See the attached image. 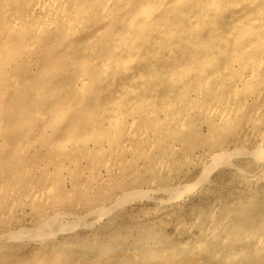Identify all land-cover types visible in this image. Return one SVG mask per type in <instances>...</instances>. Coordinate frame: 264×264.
Masks as SVG:
<instances>
[{
	"label": "rangeland",
	"instance_id": "obj_1",
	"mask_svg": "<svg viewBox=\"0 0 264 264\" xmlns=\"http://www.w3.org/2000/svg\"><path fill=\"white\" fill-rule=\"evenodd\" d=\"M169 1L164 0L159 7L151 8L148 21L136 19L138 23L132 29L134 40L122 41L120 52L115 56L116 63L106 80L85 91L86 98L82 102L77 97L81 92H76L79 89L75 91L72 86L71 67H67L68 62L60 54H56V61L59 59L56 72L46 70L39 79L25 69L22 73L12 71L7 76L21 83L19 92L22 95L18 97L14 90H7L8 96L0 109L1 113L8 111L4 120L0 118L4 125L0 131V144H3L0 148V264H264V257L256 261L246 250L262 237L264 227V55L257 51L264 41L258 38L262 35L260 27L264 26V5H260L263 2L189 0L188 4H182ZM136 2L139 0L128 3L131 11ZM123 5L120 9L117 6L115 16H120ZM255 11L263 16L259 14L258 17ZM255 16L257 21L253 20ZM93 19V26H101L99 14L96 18L92 15ZM116 28L125 30L121 25ZM45 42L47 40L38 47L42 48ZM252 46L258 53L248 54L249 66L257 69L255 80L249 83L243 80V75L238 78L233 60L237 53L244 55ZM101 52L94 57V61L99 62L96 65L105 57ZM76 59L78 56L73 60ZM38 63L43 65L41 61ZM168 71L175 73L171 80L163 78ZM202 73L204 75H199ZM45 80L48 82L42 84ZM67 100L73 101L69 103L71 106H67L64 114L57 113L59 117L55 115L59 118L58 125L49 127L51 116L46 112L54 105L62 107ZM211 108L218 110V118L209 113ZM114 114L121 119L119 126L111 120ZM62 140L65 144L61 143L62 149H57ZM41 169L47 174L40 175ZM39 187L50 191L41 197L34 196L40 192ZM211 229L218 231V242L215 237H208ZM219 235H224L226 244L219 241ZM198 238L205 240L206 251L217 249L218 254L216 251L212 254L215 259L206 252L199 255L192 247V240ZM262 245L264 250V243ZM143 254L153 258L144 261Z\"/></svg>",
	"mask_w": 264,
	"mask_h": 264
},
{
	"label": "bare ground",
	"instance_id": "obj_2",
	"mask_svg": "<svg viewBox=\"0 0 264 264\" xmlns=\"http://www.w3.org/2000/svg\"><path fill=\"white\" fill-rule=\"evenodd\" d=\"M162 1L164 0H139V3L136 2L135 6H134V10H130L129 8V4L130 3V0L128 1H124V0H0V109L2 106V104L5 102L6 100V96H8L7 94V90H14L15 92V96L18 95V97H20L22 94L19 92V89L21 87V83L20 82H17L15 80H13V78H10L7 77L9 75L12 74V71H18V72H21L25 69V70H28L29 72L28 73H32L34 75V77L36 79H39L42 75L43 72H45L46 70H53V72H56L58 70V67L56 66L58 60L56 61V57L57 55L56 54H60L61 57L64 58L65 61L68 62L67 64V67H71L69 70H72L71 72L73 73V80L71 81L72 82V86L75 87L74 90L76 91L77 89H79V91H76V92H81V93H78L77 94V97L79 98V100L82 102L85 98H86V93L85 91H88L90 88H92L96 83H103L108 74L110 73L109 70L113 67V65H115L116 63V58L115 56H118L119 52H120V48H121V43L122 41H126V40H134V37H133V33H132V29H134V27L136 26V24L138 23L136 21V19H141L143 21H148L149 18H150V14H151V8L155 9L157 7L160 6V4L162 3ZM166 1V0H165ZM170 1H173V0H170ZM169 1V2H170ZM192 1V0H191ZM196 1V0H195ZM201 1V0H200ZM214 3H216V0H212ZM222 3L224 2V0H221ZM233 1V0H232ZM231 1V2H232ZM252 3L256 2V0H251ZM260 1V0H258ZM175 2H182V4H188L189 3V0H175ZM194 2V1H193ZM226 2V0H225ZM229 2V1H227ZM239 2H241L239 0ZM245 2V1H244ZM263 2V3H262ZM166 3V2H165ZM196 3V2H195ZM201 4L203 2H200ZM221 3V4H222ZM247 3V2H246ZM245 3V4H246ZM251 3V4H252ZM261 3L260 5H264V0H261ZM123 5V10L122 12H120V16H115L116 15V11L115 9H117V6L119 5V8L120 9V6ZM164 4V3H163ZM197 4H198V1H197ZM200 4V5H201ZM241 4V3H240ZM213 5V4H212ZM239 5V4H238ZM244 5V4H243ZM164 6V5H163ZM204 6V5H203ZM207 6V5H206ZM219 6V5H218ZM228 6V5H227ZM235 6V5H234ZM242 6V5H241ZM253 6V5H251ZM125 7V8H124ZM130 7L132 8L133 6L130 5ZM170 7V6H169ZM175 7V6H174ZM201 7V6H200ZM210 7V6H209ZM213 7V6H212ZM226 8V5L224 6ZM229 7V6H228ZM227 7V8H228ZM245 7V6H244ZM250 7V5H249ZM255 7V6H254ZM129 8V10H128ZM183 8V7H182ZM189 8V7H188ZM187 8V9H188ZM205 8V7H204ZM217 8V7H216ZM220 8V6H219ZM231 8V7H230ZM234 8V7H233ZM232 8V9H233ZM247 8V7H246ZM252 8V7H251ZM117 9V10H118ZM181 9V8H180ZM186 9V10H187ZM191 9H194V8H191ZM213 9V8H212ZM222 9V8H221ZM241 9V8H240ZM250 9V8H249ZM96 10L98 11L96 13ZM201 10V9H200ZM214 10V9H213ZM219 10V9H218ZM245 10V9H244ZM243 10V11H244ZM248 10V9H247ZM255 10V8H254ZM131 11V12H130ZM160 11V10H158ZM158 11H156L158 13ZM192 11V10H191ZM223 11V10H221ZM219 11V12H221ZM227 11V10H226ZM232 11V10H231ZM172 12V11H171ZM185 13V11H183ZM196 12V11H195ZM200 12V11H199ZM207 12V11H206ZM227 12H230L229 9ZM234 12V11H233ZM232 12V13H233ZM249 13V11H247ZM246 12V13H247ZM254 12V11H253ZM257 11H255L256 13ZM263 12V11H262ZM110 13V14H109ZM197 13V12H196ZM216 13V11H215ZM223 13V12H222ZM226 13V12H224ZM231 13V12H230ZM236 13V12H235ZM255 13H253V15H255ZM264 13V12H263ZM99 14V18L101 21V26L99 27H96V26H93V23L92 21H94V19L92 20V15H95V18L96 16ZM161 14V13H160ZM173 14V12L171 13ZM186 14V13H185ZM191 14V13H190ZM201 14V13H200ZM209 15V12L207 13ZM213 15V13H211ZM245 14V13H244ZM259 14H261V12H257V15L258 17L260 16ZM167 15V14H166ZM176 15V14H175ZM189 15V14H188ZM187 15V16H188ZM224 15V14H223ZM241 14H239L240 16ZM109 16H112V17H109ZM114 16V17H113ZM157 16V15H156ZM195 16V15H194ZM199 16V15H198ZM197 16V17H198ZM210 16V15H209ZM237 15H235L236 17ZM261 16H263L261 14ZM116 17V18H115ZM152 17V16H151ZM177 17V16H176ZM193 17V16H191ZM207 17V16H206ZM223 17V16H222ZM234 17V16H233ZM238 17V16H237ZM250 17V16H249ZM258 17L255 16V18L253 19L254 21H257L258 20ZM157 18V17H156ZM167 18V17H165ZM170 18V15L169 17ZM194 18V17H193ZM196 18V17H195ZM194 18V20H195ZM202 18V17H201ZM216 18V17H215ZM224 18V17H223ZM222 18V19H223ZM247 18V17H246ZM263 18V17H262ZM159 19V18H158ZM172 19V18H171ZM182 19V18H181ZM180 19V20H181ZM186 19V18H185ZM197 19V18H196ZM230 19V18H229ZM232 19V17H231ZM235 18H233L232 20H234ZM249 19V18H248ZM170 20V19H169ZM193 20V19H192ZM204 20V19H203ZM218 20V19H217ZM250 20V19H249ZM91 21V22H90ZM98 21V20H97ZM168 21V20H167ZM185 21V20H184ZM184 21H183V24H184ZM191 21V20H189ZM223 21V20H222ZM226 21V20H225ZM242 21V20H241ZM140 22V21H139ZM180 22V21H179ZM187 22V21H185ZM194 22V21H193ZM192 22V23H193ZM216 22V21H215ZM230 22V21H229ZM234 22V21H233ZM232 22V23H233ZM243 22V21H242ZM88 23H91L90 25ZM161 23V22H160ZM207 23H210L207 21ZM240 23V21H239ZM159 24V23H158ZM199 24V23H198ZM213 24V23H212ZM219 24V23H218ZM230 24V23H229ZM243 24V23H241ZM249 24V22H248ZM259 24V23H258ZM94 25L95 22H94ZM118 25H121L123 27V30L124 31H120V30H117V26ZM160 25V24H159ZM174 25V24H173ZM220 25V24H219ZM226 25V23H225ZM246 25V23H245ZM170 26V24H169ZM168 26V27H169ZM188 26V25H187ZM186 26V27H187ZM221 26V25H220ZM251 26V25H250ZM256 26V25H255ZM184 27V25L182 26ZM208 27V26H207ZM215 27V26H214ZM239 27V26H238ZM154 28V27H153ZM217 28V26H216ZM222 28V27H221ZM240 28V27H239ZM238 28V29H239ZM243 28V27H242ZM120 29V27L118 28ZM223 29V28H222ZM260 33L259 34V39H263L264 40V26L263 28L260 27ZM182 30V29H181ZM215 30V29H214ZM244 30V29H243ZM250 30V29H249ZM134 31V30H133ZM173 31V29H172ZM224 31H227L226 29ZM244 31H248V30H244ZM243 31V32H244ZM183 32V30H182ZM220 32V31H219ZM222 32V31H221ZM160 33V32H159ZM181 33V32H180ZM189 33V32H188ZM212 33V32H211ZM238 33V31H237ZM83 34H86L85 38L83 37ZM143 34H145V32H143ZM150 34V33H149ZM148 34V35H149ZM154 34V33H152ZM187 34V33H186ZM191 34V33H190ZM212 34H215L212 33ZM192 35V34H191ZM218 35V34H216ZM238 35V34H236ZM147 36V35H146ZM179 36H181L179 34ZM211 36V35H210ZM222 36V35H221ZM220 36V37H221ZM151 37V35H150ZM171 37V36H170ZM184 37V36H182ZM204 37V36H203ZM248 37V36H247ZM254 37V35H253ZM162 38V37H161ZM160 38V39H161ZM181 38V37H179ZM199 38V36H198ZM252 38V37H251ZM155 39V38H154ZM157 39V37H156ZM182 39V38H181ZM216 39V38H215ZM228 39V38H227ZM257 39V38H256ZM45 40H47V43L43 45V47H38L39 44H42ZM165 40V39H164ZM163 40V41H164ZM201 40V39H200ZM208 40V39H207ZM247 40V38H246ZM250 40V38H249ZM173 41V40H172ZM182 41V40H181ZM216 41V40H215ZM253 41V40H252ZM140 42V41H139ZM162 42V41H161ZM169 42V41H168ZM211 42H212V39H211ZM228 42V41H227ZM259 42V41H258ZM165 43V42H164ZM205 43V42H204ZM231 43V42H230ZM137 44V42L135 43ZM151 44V43H150ZM213 44V43H212ZM216 44V43H215ZM247 44V43H246ZM261 48L259 47L257 51H262V55H264V41L261 43ZM160 45V44H159ZM219 45V44H218ZM99 46V47H98ZM142 46V45H141ZM216 46V45H215ZM230 46V45H228ZM257 46V45H256ZM101 47V48H100ZM146 47V46H145ZM240 47V46H239ZM243 47V46H242ZM148 48V47H147ZM98 49H103V52L100 51H97ZM152 49V48H151ZM150 49V50H151ZM156 49V48H155ZM148 50V49H147ZM159 50V49H158ZM238 50V49H237ZM141 51V50H140ZM139 51V52H140ZM154 51V50H152ZM166 51V50H165ZM179 51V50H178ZM228 51V50H226ZM255 49H253V46L252 47H249V49L245 50L244 52V55L240 52L236 54L235 56V59L233 61H235V67L236 69L234 68L235 71L238 72V78H240V76L242 77V75L245 77V79L243 80H246L248 81L249 83L254 81L255 80V74H256V66H255V69L254 67H250V58H248V54H251V53H254L256 54L257 52ZM101 53L104 54V59H102L100 65H96L98 64L97 62L94 61V57H96L97 55H99ZM132 52V51H131ZM218 52V51H217ZM230 52V51H229ZM99 53V54H98ZM153 53V52H152ZM159 53V51H158ZM162 53V52H161ZM160 53V54H161ZM178 53V52H176ZM187 53V52H186ZM216 53V52H215ZM258 53V52H257ZM131 54V53H130ZM141 54V53H140ZM180 54V53H179ZM213 54V53H212ZM123 55V54H122ZM152 55V54H151ZM177 55V54H176ZM215 55V54H214ZM58 56V57H60ZM76 56H78V59L76 60H73L74 57L76 58ZM150 56V55H149ZM179 56V55H178ZM250 57V56H249ZM173 58V57H172ZM176 58V57H175ZM228 58V57H227ZM254 58V57H253ZM252 58V60H253ZM154 59H155V56H154ZM154 59H151V60H154ZM257 59V58H256ZM255 59V60H256ZM259 59V58H258ZM73 61V62H70V61ZM175 60V59H174ZM186 60V59H185ZM264 60V59H263ZM39 61H41L43 63L42 66H40V64L38 63ZM247 61V62H246ZM153 62V61H152ZM181 62V61H180ZM241 62H246V64L244 65V63L242 65H240ZM260 62V61H259ZM262 62V61H261ZM41 63V64H42ZM136 63V62H135ZM139 63V62H138ZM221 63V62H220ZM254 63V62H252ZM141 64V63H140ZM147 64V63H146ZM168 64V62H167ZM177 64V63H176ZM212 64V63H211ZM218 63H216L217 65ZM226 64V63H225ZM228 64V63H227ZM263 64V63H262ZM130 65V64H129ZM214 65V64H213ZM222 65V64H221ZM233 65V64H232ZM255 65V64H254ZM134 66V65H133ZM137 66H141V65H137ZM159 66V65H158ZM170 66V65H169ZM220 66V65H219ZM228 66V65H226ZM230 66V65H229ZM252 66V65H251ZM260 65H258V68H259ZM167 67V66H166ZM177 67V66H176ZM194 67V66H193ZM233 67V66H232ZM39 68L41 70H39ZM172 68V67H171ZM227 68V67H226ZM68 69V68H67ZM211 69V68H208V70ZM217 69V68H216ZM215 69V70H216ZM220 69V67H219ZM24 70V71H25ZM32 70V71H31ZM156 70V68H155ZM143 71V70H142ZM141 71V72H142ZM150 71V70H149ZM158 71V70H157ZM206 71V70H205ZM214 71V70H213ZM229 70H227L228 72ZM262 71V70H261ZM47 72V71H46ZM118 72V71H117ZM120 72V71H119ZM134 72V71H133ZM160 72V71H159ZM162 72V71H161ZM176 72V70H175ZM180 72V71H179ZM212 72V71H211ZM222 72V71H221ZM226 72V73H227ZM25 73V72H24ZM49 73V72H48ZM127 73V72H126ZM129 73V72H128ZM31 74V75H32ZM118 74H121V73H118ZM117 74V75H118ZM135 74V73H134ZM195 74V73H194ZM208 74V73H207ZM50 75V74H49ZM122 75V74H121ZM124 75V74H123ZM122 75V76H123ZM148 75V74H146ZM154 75V74H153ZM199 75H204L203 73L202 74H199ZM227 75V74H226ZM262 75V74H261ZM26 76V74H25ZM40 76V77H38ZM119 76V75H118ZM117 76V77H118ZM152 76V75H151ZM182 76V74H181ZM221 76V74H220ZM230 76V74H229ZM258 76V75H257ZM28 77V76H27ZM26 77V78H27ZM116 77V78H117ZM175 77V73L174 71H168V72H165L163 74V78L167 79V80H171ZM202 77V76H201ZM218 77V76H217ZM23 78V77H22ZM31 78V77H30ZM72 78V77H71ZM146 78V77H145ZM121 79V78H120ZM124 79V78H122ZM130 79V78H129ZM190 79V78H189ZM205 79V77H204ZM226 79V78H225ZM22 80V79H21ZM25 80V79H24ZM71 80V79H70ZM128 80V78H127ZM145 80V79H144ZM217 80V78H216ZM228 80V78H227ZM239 80V79H238ZM109 81V80H108ZM115 81V79H114ZM122 81V80H121ZM129 81V80H128ZM138 81V80H137ZM143 81V80H141ZM204 81V80H203ZM230 81V80H229ZM260 81V80H259ZM263 81V80H262ZM46 82H48V80H45V81H42V84H45ZM116 82V81H115ZM139 82V81H138ZM147 82V81H146ZM149 82V81H148ZM155 82V81H153ZM226 83V81H224ZM223 82V83H224ZM228 82V81H227ZM264 82V81H263ZM109 83V82H108ZM126 83H129V82H126ZM125 83V84H126ZM142 83V82H141ZM198 83V82H197ZM213 83H214V80H213ZM122 84V83H120ZM209 84V83H208ZM219 84V83H218ZM229 84V83H228ZM237 84V82H236ZM252 84V83H251ZM260 84V83H259ZM258 84V85H259ZM123 85V84H122ZM134 85V84H133ZM144 85V83H143ZM153 85V84H152ZM156 85V84H155ZM223 85V84H222ZM261 85V84H260ZM117 86V84H116ZM131 86V85H130ZM137 86V85H136ZM149 86V85H148ZM154 86V85H153ZM167 86V84H166ZM255 86V85H253ZM257 86V85H256ZM78 87V88H76ZM95 87V86H94ZM93 87V88H94ZM104 87V86H103ZM152 87V86H151ZM194 88V86H192ZM223 87V86H222ZM229 87V85H228ZM227 87V88H228ZM232 87V86H231ZM241 87V86H240ZM258 87V86H257ZM255 87V88H257ZM72 88V87H71ZM105 88V87H104ZM140 88V87H139ZM168 88V86H167ZM221 88V87H220ZM219 88V89H220ZM53 89V88H52ZM96 89V88H95ZM98 89V88H97ZM117 89V88H116ZM155 89V88H154ZM159 89V88H158ZM162 89V88H161ZM160 89V90H161ZM206 89V88H205ZM236 89V87H235ZM240 89V88H239ZM72 90V89H71ZM109 90V89H108ZM126 90V89H125ZM124 90V91H125ZM149 90V89H148ZM147 90V91H148ZM156 90V89H155ZM167 90V89H166ZM210 90V89H209ZM208 90V91H209ZM222 90V89H221ZM232 90V89H231ZM238 90V89H237ZM254 90V89H253ZM258 90V89H257ZM263 90V89H262ZM261 90V91H262ZM118 91V90H117ZM162 91V90H161ZM199 91V90H198ZM207 91V89H206ZM74 92V91H73ZM115 92V91H114ZM197 92V91H196ZM223 92V91H222ZM234 92V91H233ZM9 93V92H8ZM122 93V92H120ZM118 93V95L120 94ZM137 93V92H136ZM135 93V94H136ZM140 93V92H139ZM166 93V92H165ZM200 94V91L197 92ZM71 94V93H70ZM75 94V93H74ZM127 94V92H126ZM132 94V93H131ZM138 94V93H137ZM142 94V93H141ZM158 94V93H157ZM160 94V93H159ZM198 94V96H199ZM214 94V93H213ZM220 94V92H219ZM227 94V93H226ZM225 94V95H226ZM230 94V93H229ZM227 94V95H229ZM237 94V93H235ZM251 94V93H250ZM259 94V93H258ZM263 94V92H262ZM260 94V95H262ZM76 95V94H75ZM148 95V94H147ZM194 95V94H193ZM210 95V93H209ZM222 95V94H221ZM226 95V96H227ZM231 95V94H230ZM234 95V94H233ZM252 95V94H251ZM256 95V94H255ZM259 95V96H260ZM97 96V95H96ZM117 95H115L116 97ZM127 96V95H126ZM125 96V97H126ZM133 96V95H132ZM142 96V95H141ZM153 96V95H152ZM186 96V95H185ZM190 96V95H188ZM235 96V95H234ZM69 97V95H68ZM107 97V96H106ZM105 97V99H107ZM135 97V96H134ZM157 97V96H156ZM209 97V96H208ZM219 97V96H218ZM223 97V96H222ZM244 98V96H242ZM76 98V96H75ZM121 98H124V97H121ZM140 98V97H139ZM188 98V97H187ZM193 98V97H192ZM199 98V97H198ZM201 98V97H200ZM231 98V97H230ZM249 98V97H248ZM258 98V96H257ZM264 98V97H263ZM262 98V99H263ZM109 99V98H108ZM115 99V98H114ZM226 99V98H225ZM235 99V98H234ZM252 99V98H251ZM250 99V100H251ZM255 99V98H253ZM74 100V98H73ZM111 100V99H110ZM109 100V101H110ZM113 100V99H112ZM135 100V99H134ZM182 100V99H181ZM185 100V99H184ZM191 100V99H190ZM218 100V98L216 99ZM239 100V98H238ZM243 100V99H242ZM240 100V101H242ZM101 101V100H100ZM103 101V100H102ZM118 101V100H117ZM130 101V100H129ZM180 101V100H179ZM231 101V100H230ZM255 101V100H254ZM70 102H73V101H70V100H67L65 101L64 103H62V107L61 106H58V105H54L53 107L49 108V110L46 112V114L49 116H51L50 118V121H51V124H49V127H51L52 125H58V121H59V118H57L56 115L57 113L59 114H64L66 109L68 110V108L71 106V104H69ZM108 102V101H107ZM112 102V101H111ZM120 102V101H119ZM122 102V101H121ZM120 102V103H121ZM132 102V101H131ZM214 102V100L212 101ZM211 102V103H212ZM221 102V101H220ZM252 102V101H251ZM216 103V102H215ZM227 103V102H226ZM230 103V102H229ZM227 103V104H229ZM243 103V102H242ZM246 103V101H245ZM255 103V102H254ZM257 103V102H256ZM78 104V103H77ZM76 104V105H77ZM86 104V103H85ZM101 104V103H100ZM124 104V103H123ZM236 104V103H235ZM70 105V106H69ZM88 105V104H87ZM92 105V104H91ZM90 105V107H91ZM192 105V103H191ZM200 105V104H199ZM208 105V104H207ZM217 105V104H215ZM242 105V104H241ZM69 106V107H67ZM127 106V105H126ZM223 106V104H222ZM234 106V105H233ZM238 106V105H237ZM209 107V105H208ZM217 107V106H216ZM226 107V106H225ZM229 107V106H228ZM227 107V108H228ZM86 108V107H85ZM94 108V107H93ZM105 108V107H104ZM113 108V107H112ZM203 108V107H202ZM239 108V107H237ZM28 109V108H27ZM74 109V108H73ZM76 109V108H75ZM82 109V108H81ZM126 109V108H125ZM184 109V108H183ZM225 109V108H224ZM234 109V108H233ZM252 109V107H251ZM102 110V109H101ZM196 110V109H195ZM194 110V111H195ZM199 111L202 110V109H198ZM205 110V109H204ZM226 110V109H225ZM237 110V109H236ZM255 110V109H254ZM259 110V109H257ZM1 111V110H0ZM16 111V110H15ZM73 111V110H72ZM203 111V110H202ZM210 112L209 113H212L213 115H215L217 118H218V110L216 108H211V110H209ZM233 111V110H232ZM230 111V113L232 112ZM238 111V110H237ZM248 111V110H247ZM71 111H69L70 113ZM100 112V111H99ZM120 112V111H118ZM123 112V111H122ZM197 112V110H196ZM195 112V113H196ZM235 112V110L233 111ZM246 112V111H244ZM255 112V111H254ZM258 112V111H257ZM205 113V112H204ZM208 113V114H209ZM241 113V111H240ZM250 113V112H249ZM248 113V114H249ZM8 116V111H5L4 113H1L0 112V118L4 120V116L6 115ZM166 114V113H165ZM175 114V113H174ZM194 114V113H193ZM192 114V115H193ZM221 114L223 115V113L221 112ZM220 114V115H221ZM233 114V113H232ZM257 114V113H256ZM255 114V116H256ZM24 115V114H23ZM22 115V116H23ZM56 115V116H55ZM69 115V114H68ZM97 115V114H96ZM159 115V114H158ZM184 115V114H183ZM210 115V114H209ZM208 115V116H209ZM236 115V113H235ZM234 115V116H235ZM241 115V114H240ZM252 115V114H251ZM260 115V113H259ZM264 115V114H263ZM70 116V115H69ZM107 116V115H106ZM131 116V115H130ZM136 116V115H135ZM191 115H189L190 117ZM196 116H199V115H196ZM195 116V117H196ZM201 116V115H200ZM224 116V115H223ZM232 116V115H231ZM237 116V115H236ZM249 116V115H248ZM59 117V116H58ZM66 117V116H64ZM103 117V116H102ZM105 117V115H104ZM156 117V116H155ZM159 117V116H158ZM173 117V116H172ZM205 117V116H204ZM226 117V116H225ZM225 117H221V118H224V120L226 121ZM257 117H258V114H257ZM46 118V117H45ZM49 118V117H48ZM129 118V117H128ZM178 118V117H176ZM207 118V117H205ZM209 118V117H208ZM239 118V117H238ZM261 118V117H259ZM134 119V118H132ZM131 119V120H132ZM136 119V117H135ZM170 119V118H169ZM188 119V118H187ZM241 119V118H239ZM251 119V118H250ZM113 123H116L118 126L120 124H122L121 122V119L118 118V114H114L112 119ZM148 120V119H147ZM146 120V121H147ZM172 120V119H171ZM174 120H175V116H174ZM177 120V119H176ZM180 120V119H178ZM189 120V119H188ZM187 120V121H188ZM191 120V118H190ZM194 120V119H193ZM198 120V119H197ZM201 120V119H200ZM211 120V118H210ZM209 120V121H210ZM219 120V119H218ZM231 120V117L230 119ZM68 121V120H67ZM133 121V120H132ZM141 121V120H139ZM144 121V120H143ZM165 121V120H164ZM164 121H163V124H164ZM203 121V120H202ZM221 121V120H219ZM254 121V120H252ZM264 121V120H263ZM64 122V121H63ZM129 122V121H128ZM170 122V121H169ZM182 122V121H181ZM190 122V121H189ZM188 122V123H189ZM212 122H213V119H212ZM3 123V122H2ZM99 123V122H98ZM134 123V122H133ZM179 123V122H178ZM197 123V122H196ZM201 123V121H200ZM235 123V121H234ZM41 124V123H40ZM39 124V125H40ZM82 124V123H81ZM181 124V123H180ZM179 124V125H180ZM185 124V122L183 123ZM182 124V125H183ZM202 124V123H201ZM214 124V123H213ZM216 124V123H215ZM64 125V124H63ZM165 125V124H164ZM173 125V124H172ZM189 125V124H188ZM198 125V124H197ZM210 125H212L210 123ZM229 125V123H228ZM233 125V126H232ZM232 127H234V124L232 123ZM252 125V124H251ZM83 126V125H82ZM177 126V125H176ZM175 126V127H176ZM187 126V125H186ZM190 126V125H189ZM205 126V125H204ZM213 126V125H212ZM217 126V125H215ZM222 126V124H221ZM220 126V127H221ZM223 126H226L225 124ZM57 127V126H56ZM146 127V126H145ZM153 127V126H152ZM173 127V126H172ZM182 127V126H181ZM191 127V126H190ZM252 127V126H251ZM39 128V127H38ZM98 128V127H97ZM133 128V127H132ZM147 128V127H146ZM145 128V129H146ZM167 128V127H166ZM188 128V127H187ZM196 128V127H195ZM223 128V127H222ZM4 129V125L0 123V131ZM40 129H41V125H40ZM123 129V128H122ZM121 129V130H122ZM141 129V128H140ZM144 129V128H143ZM142 129V130H143ZM184 129V128H183ZM200 129V128H199ZM226 129V128H225ZM230 129V128H229ZM228 129V131H230ZM238 129V127H237ZM33 130V129H32ZM36 130V129H35ZM54 130V129H53ZM71 130V128H70ZM69 130V131H70ZM127 130V129H126ZM172 130V129H171ZM179 130V129H178ZM221 130V129H220ZM247 130V129H246ZM23 131V130H22ZM37 131V130H36ZM148 131V130H147ZM181 131V130H180ZM205 131V129H204ZM251 131V130H250ZM34 132V131H32ZM125 132V131H124ZM149 132V131H148ZM188 132H190V130H188ZM227 132V130H226ZM233 132V131H232ZM53 133V131H52ZM134 133V131L132 132ZM206 133V132H205ZM219 133V132H218ZM222 133V132H221ZM238 133V132H237ZM28 134V133H27ZM26 134V135H27ZM121 134V133H120ZM119 134V135H120ZM124 134V133H123ZM131 134V132H130ZM161 134V133H160ZM167 134V133H166ZM170 135V133H168ZM177 134V133H176ZM200 134V133H199ZM210 134V133H209ZM250 134V133H249ZM32 135V134H31ZM35 135V133H34ZM125 135V134H124ZM127 135V134H126ZM129 135V134H128ZM127 135V137H128ZM133 135V134H131ZM139 135V134H138ZM142 135V134H141ZM162 135V134H161ZM169 135H167V137H169ZM173 135V134H172ZM219 135V134H218ZM261 135V134H260ZM29 137V135H27ZM148 136V135H147ZM159 136V135H158ZM175 136V134H174ZM233 136V135H231ZM237 136V135H236ZM264 136V135H262ZM32 137V136H31ZM68 137V136H67ZM142 137V136H141ZM139 137V139L141 138ZM145 137V136H144ZM153 137V136H152ZM151 137V138H152ZM166 137V138H167ZM257 137V136H256ZM161 138V137H159ZM170 138V137H169ZM175 138V137H174ZM188 138V137H187ZM232 138V137H231ZM262 137H260L261 139ZM148 139V138H147ZM259 139V138H258ZM49 140V139H48ZM126 140V139H125ZM131 140V139H130ZM129 140V141H130ZM134 140V139H133ZM145 140V139H143ZM154 140V139H153ZM162 140V139H161ZM164 140V138H163ZM170 140V139H169ZM138 141V140H137ZM180 141V140H179ZM247 141V140H246ZM261 141V140H260ZM80 141H78L79 143ZM119 142V141H118ZM121 142V141H120ZM153 142V141H152ZM151 142V143H152ZM158 142V141H157ZM162 142V141H161ZM160 142V144H161ZM168 142V141H167ZM175 142V141H174ZM181 142V141H180ZM61 143L65 144V142H63V140L60 142V144L58 146H56L57 149H62V145ZM155 143V141H154ZM159 143V142H158ZM157 143V144H158ZM249 143V142H248ZM252 143V142H251ZM118 144V143H117ZM139 144V143H138ZM145 144V143H144ZM149 144V143H147ZM146 144V145H147ZM156 144V145H157ZM182 144V143H181ZM180 144V146H181ZM247 144V142H246ZM250 144V143H249ZM257 144V143H256ZM119 145V144H118ZM117 145V146H118ZM128 145V143H127ZM155 145V146H156ZM171 145V144H170ZM173 145V144H172ZM125 146V144H124ZM169 146V145H168ZM192 146V145H191ZM233 146V145H232ZM258 146V145H257ZM261 146V145H260ZM3 147V144L1 145L0 144V148ZM70 147V146H69ZM95 147V146H94ZM126 147V146H125ZM129 147V146H127ZM171 147V146H170ZM176 147V145H175ZM248 147V146H247ZM133 148V147H132ZM155 148V147H154ZM162 148V147H161ZM178 148V147H177ZM180 148V147H179ZM210 148V147H209ZM258 148H260L258 146ZM104 149V148H103ZM228 149V148H227ZM237 149V148H236ZM246 149V148H245ZM249 149V148H248ZM254 149V148H253ZM128 150V149H127ZM139 150V148H138ZM144 150H146V147L144 148ZM143 150V151H144ZM151 150V149H150ZM233 150V149H232ZM250 150L252 151V149L250 148ZM260 150V149H258ZM262 150V149H261ZM133 151V150H132ZM142 151V150H141ZM227 151V150H226ZM246 151V150H245ZM254 151V150H253ZM116 152V150H115ZM122 152V151H121ZM149 152V151H148ZM152 153V151H150ZM155 152V151H154ZM153 152V153H154ZM230 152V151H229ZM258 153V151H256ZM261 153V151H259ZM264 152V151H263ZM142 153V152H140ZM156 153V152H155ZM211 153V152H210ZM213 153V152H212ZM254 153V152H253ZM119 154V153H118ZM199 154V153H198ZM203 154L204 151H203ZM247 154V153H246ZM111 155V154H110ZM131 155V154H130ZM149 155V153H148ZM153 155V154H151ZM200 155V154H199ZM207 155V154H206ZM217 156V154H215ZM102 155H100L101 157ZM109 156V155H108ZM127 156V155H126ZM146 156V155H145ZM120 157V156H119ZM118 157V158H119ZM136 157V155H135ZM156 157H159V156H156ZM191 157V156H190ZM195 157V156H193ZM192 157V158H193ZM197 157V156H196ZM200 157V156H199ZM206 157V156H205ZM124 158V157H123ZM127 158V157H126ZM124 158V159H126ZM133 158V157H132ZM139 158V157H138ZM137 158V159H138ZM141 158H143L141 156ZM160 158V157H159ZM211 158V157H210ZM253 158V157H252ZM257 158V156H256ZM259 158V157H258ZM146 159V158H145ZM194 159V158H193ZM204 159V158H203ZM212 159V158H211ZM254 159V158H253ZM58 160V159H57ZM75 160V159H74ZM131 161V159H129ZM128 160V161H129ZM142 160V159H141ZM163 160V159H162ZM191 160V158L189 159ZM215 160V158H214ZM213 160V161H214ZM108 161V160H107ZM120 161V160H119ZM140 161V160H139ZM138 161V163H139ZM145 161V160H144ZM155 161V160H154ZM165 161V160H164ZM204 161V160H203ZM209 161V160H208ZM207 161V162H208ZM211 161V160H210ZM209 161V162H210ZM212 161V162H213ZM218 161V160H217ZM222 161V160H221ZM220 161V162H221ZM258 161H261V159H259ZM114 162V161H113ZM123 162V161H122ZM121 162V163H122ZM126 162V161H124ZM159 163V161H156ZM76 163V162H75ZM107 163V162H106ZM138 163L136 165H138ZM155 163V162H154ZM49 164V163H48ZM68 164V163H67ZM81 164V163H80ZM115 164V163H114ZM102 165V164H101ZM105 165V164H104ZM112 165V164H111ZM117 165H119L117 163ZM126 165V164H125ZM128 165V164H127ZM205 165V164H204ZM209 165V164H208ZM232 165V164H231ZM44 166H46L44 164ZM68 166V165H67ZM113 166V165H112ZM124 166V165H123ZM130 166H132V164H130ZM135 166V165H134ZM140 166V165H139ZM163 166V165H162ZM168 166V165H167ZM166 166V168H167ZM234 166V165H233ZM36 167V166H35ZM41 167V166H39ZM62 167V166H61ZM61 167L59 169H61ZM94 167V166H93ZM92 167V168H93ZM111 167V166H110ZM157 167V166H156ZM206 167V166H205ZM253 167V166H252ZM251 167V168H252ZM260 167V166H259ZM264 167V166H262ZM43 168H46V167H43ZM132 168H134L132 166ZM131 168V169H132ZM203 168V167H202ZM70 169V168H69ZM117 169V168H116ZM169 169V167H168ZM206 169V168H205ZM105 170V169H104ZM109 171V169H106ZM118 170V169H117ZM213 170V169H212ZM60 171V170H58ZM71 171V170H70ZM113 171V170H112ZM123 171V170H122ZM131 171V170H130ZM154 171V170H153ZM160 171V170H159ZM162 171V170H161ZM165 171V170H164ZM163 171V172H164ZM261 171V170H259ZM63 172V171H62ZM92 172V171H91ZM98 172V170H97ZM59 173V172H58ZM84 173V172H83ZM81 173V174H83ZM113 173V172H112ZM122 173V172H121ZM124 173V172H123ZM226 173V172H225ZM240 173V172H239ZM262 173V172H261ZM27 174V173H26ZM39 174H47L46 173V170H40L39 171ZM91 174V173H90ZM109 174V173H108ZM234 174V173H233ZM49 175V174H48ZM106 175V174H105ZM113 175V174H112ZM260 175V174H259ZM258 175V176H259ZM90 176V175H89ZM109 176V175H108ZM114 176V175H113ZM116 176V175H115ZM118 176V175H117ZM120 176V175H119ZM124 176V174H123ZM207 176V175H206ZM264 176V175H263ZM48 177V176H47ZM70 177V176H69ZM68 177V178H69ZM106 177V176H105ZM250 177V176H249ZM67 178V179H68ZM82 178V177H80ZM79 178V179H80ZM96 178H99V177H96ZM201 178V177H200ZM234 178V177H233ZM64 179V178H63ZM62 179V180H63ZM169 179V178H168ZM81 180V179H80ZM51 181V180H50ZM88 181V179H87ZM94 181V180H93ZM104 181V180H103ZM65 182V181H64ZM122 182V181H121ZM46 183V182H45ZM70 183L72 185L73 181L70 180ZM89 183V182H88ZM99 183V182H98ZM103 184V182H101ZM3 184V183H2ZM8 184V182H7ZM13 184V183H12ZM47 184V183H46ZM81 184V183H80ZM91 184V183H90ZM108 184V183H107ZM155 184V183H154ZM187 184V183H186ZM5 185V184H4ZM44 185V184H43ZM48 185V184H47ZM65 185V184H64ZM99 185V184H98ZM101 185V184H100ZM50 186V185H49ZM75 186V185H74ZM97 186V185H96ZM157 186V185H156ZM219 186V185H218ZM5 187V186H4ZM7 187V186H6ZM5 187V188H6ZM34 187V186H33ZM36 187V186H35ZM34 187V188H35ZM55 187V186H54ZM73 187V186H72ZM98 187V186H97ZM13 188V187H12ZM33 188V189H34ZM69 188V187H68ZM77 188V187H76ZM92 188V187H91ZM89 188V189H91ZM99 188V187H98ZM9 189V188H8ZM8 189H6V191H8ZM11 189V188H10ZM51 189V188H50ZM55 189V188H54ZM74 189V188H72ZM87 189V188H86ZM97 189V188H96ZM13 190V189H12ZM16 190V189H15ZM71 190V188L69 189ZM95 190V188H94ZM165 190V189H164ZM222 190V189H221ZM32 191V190H30ZM39 191H37L36 194H34V196H39L41 197L42 194H46V192L49 193V191L43 189V188H40L39 187ZM87 191V190H85ZM154 191V190H153ZM189 191V190H188ZM54 192V191H53ZM51 192V193H53ZM93 192V190H92ZM91 192V193H92ZM148 192V191H147ZM160 192V191H159ZM190 192V191H189ZM12 193V191H11ZM232 193V192H231ZM21 194V193H20ZM182 194V193H181ZM50 195V194H49ZM93 195V194H92ZM141 195V194H140ZM180 195V194H179ZM10 196V195H9ZM30 196V195H29ZM33 196V195H32ZM44 196V195H43ZM48 196V195H46ZM28 197V196H27ZM93 197V196H92ZM21 199V198H20ZM19 199V200H20ZM33 200V199H32ZM43 200V198H42ZM248 200V199H247ZM14 201V199H13ZM41 201V200H40ZM93 201V200H92ZM15 202V201H14ZM30 202V201H29ZM33 202V201H32ZM96 202V201H95ZM94 202V203H95ZM21 203V202H20ZM39 203V202H38ZM26 204V202H25ZM187 204V203H186ZM17 205V203H16ZM132 205V204H131ZM23 206H26V205H23ZM17 207V206H16ZM243 207V206H242ZM47 208V207H46ZM40 209V208H39ZM49 209V208H48ZM252 209V208H251ZM28 210V209H27ZM218 209H216L215 211H217ZM102 211V210H101ZM194 211V210H193ZM24 212V211H23ZM29 212V211H28ZM191 212V211H190ZM41 213V212H40ZM82 213V212H81ZM214 213V212H213ZM32 214V212H31ZM42 214V213H41ZM58 214V213H57ZM195 215V214H194ZM264 215V214H263ZM261 215V216H263ZM193 216V215H192ZM260 216V217H261ZM39 217V216H37ZM192 218V217H191ZM195 218V217H194ZM227 218V217H226ZM59 219V218H58ZM83 220V219H82ZM229 223V222H228ZM118 225V224H117ZM218 225V224H217ZM35 227V226H34ZM216 227V226H215ZM223 228V227H222ZM221 228V229H222ZM207 229V228H206ZM224 229V228H223ZM81 232V231H80ZM210 233L207 234L206 231H205V234L208 235V237L212 238V237H215L214 239H216V241L218 242V231L215 230V229H211V231H209ZM221 232V231H220ZM263 232V235L262 237H260L259 240H257L254 244H253V247L251 246H247L246 250L248 252H250L252 258L256 261H259V260H262V258L264 257V250H263V243H264V227H263V230L261 231ZM65 233V232H64ZM202 234L204 235L203 231H202ZM68 235V234H66ZM220 238H219V241H221L222 243H225V239L223 238L224 235H219ZM227 236V235H226ZM227 238V237H226ZM259 238V237H258ZM257 238V239H258ZM192 240V239H191ZM236 239L233 240V244H237L236 243ZM205 241V240H204ZM203 241V239H199L198 240H192L191 244H192V247L195 248V250H198V254L200 255L201 253H204L206 252V254L208 256H211L214 251H216L214 248H211L209 251H206L207 247H206V244L205 242ZM16 242V241H15ZM181 242V241H180ZM51 243V242H50ZM173 243V242H172ZM70 244V243H69ZM232 244V243H231ZM163 245V244H162ZM174 246V245H173ZM238 246V245H236ZM217 247V246H216ZM210 248V247H209ZM223 248V247H222ZM240 247L238 246L237 249H239ZM163 250H166L165 248H163ZM217 254H218V251H216ZM111 253V252H110ZM121 254V253H120ZM152 254V253H151ZM196 254V252H195ZM210 254V255H209ZM144 255V256H143ZM143 258H144V261L145 260H151L152 258L149 257V254H143ZM148 255V256H147ZM170 255H173L170 254ZM216 255V254H215ZM202 256V254H201ZM250 256V257H251ZM139 258V257H138ZM210 258H213L215 259V256H211ZM139 260V259H138ZM229 261V260H228ZM227 261V262H228ZM223 262V260H222ZM225 262V261H224ZM133 263V262H132ZM145 263V262H144ZM138 264V263H137ZM146 264V263H145ZM148 264V263H147ZM222 264V263H221Z\"/></svg>",
	"mask_w": 264,
	"mask_h": 264
}]
</instances>
